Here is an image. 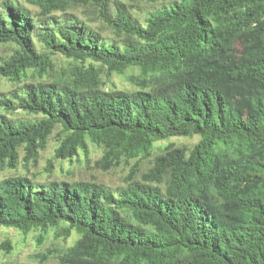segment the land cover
Here are the masks:
<instances>
[{
  "label": "trees",
  "instance_id": "obj_1",
  "mask_svg": "<svg viewBox=\"0 0 264 264\" xmlns=\"http://www.w3.org/2000/svg\"><path fill=\"white\" fill-rule=\"evenodd\" d=\"M27 1L0 0V228L78 235L39 264H264V0ZM91 144L123 185L53 175Z\"/></svg>",
  "mask_w": 264,
  "mask_h": 264
},
{
  "label": "rangeland",
  "instance_id": "obj_2",
  "mask_svg": "<svg viewBox=\"0 0 264 264\" xmlns=\"http://www.w3.org/2000/svg\"><path fill=\"white\" fill-rule=\"evenodd\" d=\"M27 6H29L33 10H37L38 8L30 4L27 0H21ZM125 3L131 4L129 0H121ZM141 6V9H132V15L139 18L143 24H146L145 18L146 14L144 12L154 10L156 7L161 6L162 2L158 3H149L146 1H140L137 3ZM98 26H101L102 23H96ZM95 24V25H96ZM106 36H111L112 32H105ZM56 61L59 64L64 62V57L61 54H57L54 56ZM139 70L137 67H133L129 70L128 74L137 75ZM106 81L105 88H110L114 84L119 88L123 89H132L135 88L136 85L129 80L124 75L113 74L112 77H104ZM9 88V83L6 80L0 79V92L5 91ZM199 141V136L195 135L192 137L188 136H175L171 137L165 141H159L156 144V149L154 151V155L160 153V149L158 146H164L170 142L181 145L193 146L195 143ZM58 144V139L56 136H53L49 147L44 151L43 156L40 161V168L43 170V177H47L48 173L45 171V166L48 163V159L51 158L54 154V149ZM102 157V150L95 145L91 144V152L89 154L90 161L86 163L85 155H81V163L74 161L73 163L69 161H64L63 166L59 165V162H56V166L53 172L54 176H58V178L65 180H95L98 182L105 183L106 185L117 188L124 184V180L128 176L131 166L128 164H121L116 168L111 170H105L102 167L97 165V160ZM136 160L132 161L131 164H134ZM150 166L149 160H143L141 162V171H145ZM73 168V173L69 172V169ZM9 174V172H6ZM140 176V174H139ZM59 230H50L45 234V238L42 241L39 240V236L41 234L40 231H33L29 234H23L19 230L15 228H0V259L7 258L9 260L20 261V262H34L41 263L44 258L43 254H46L50 251L57 250L60 251L68 246H70L78 237L77 234L73 233L72 236L64 240L63 237H58L57 233ZM6 239H9L14 247L12 253H5L4 250L1 249V244ZM57 258L53 257L50 260L46 261L45 264H58Z\"/></svg>",
  "mask_w": 264,
  "mask_h": 264
}]
</instances>
